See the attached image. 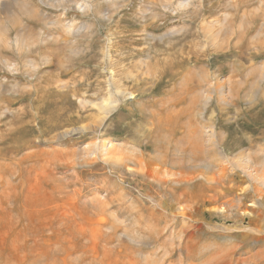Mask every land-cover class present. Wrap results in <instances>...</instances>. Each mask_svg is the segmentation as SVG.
<instances>
[{
  "label": "rangeland",
  "instance_id": "rangeland-1",
  "mask_svg": "<svg viewBox=\"0 0 264 264\" xmlns=\"http://www.w3.org/2000/svg\"><path fill=\"white\" fill-rule=\"evenodd\" d=\"M263 148L264 0H0V264H264Z\"/></svg>",
  "mask_w": 264,
  "mask_h": 264
},
{
  "label": "bare ground",
  "instance_id": "bare-ground-1",
  "mask_svg": "<svg viewBox=\"0 0 264 264\" xmlns=\"http://www.w3.org/2000/svg\"><path fill=\"white\" fill-rule=\"evenodd\" d=\"M89 129H91L90 127H83V128H80V129H77V130H75V131H72V132H76V131H82V132H84V131H87V130H89ZM69 134V133H68ZM65 136H67L68 137V135L66 134V135H63V138L65 137ZM62 137V136H61ZM60 139H62V138H60ZM190 143V142H189ZM104 144V143H103ZM102 144V145H103ZM94 145V144H93ZM95 145H96V143H95ZM112 145V144H111ZM98 146V145H97ZM100 146L101 145H99V148H100ZM212 146V145H211ZM91 147H93V146H91ZM135 147V146H134ZM212 147H214V146H212ZM212 147H210L211 149V152H212V150L213 149H215V148H212ZM102 149H104V151L106 152V154H107V156H110L109 158H113L114 160V162H117V163H122L123 161H131L132 159H139L143 154L142 153H140V151L139 150H141V149H137V148H132V152L131 153H129V154H118V153H116L115 151H114V153L112 152V151H110V150H107V148H106V145H103V147H101ZM111 149V148H110ZM264 149V148H263ZM210 150H208V151H210ZM216 150V149H215ZM215 150H213V151H215ZM260 151H262L263 152V150H262V148L261 149H259ZM96 151H99V152H101L100 150H96ZM137 151H139V154H142V155H140V157L138 156V152ZM261 152V153H262ZM93 153H95V152H93ZM144 153V152H143ZM208 153H210V152H208ZM216 153V158L218 159V162L220 163V161H222V160H225L226 159V157H225V155L223 154V151L221 150V152H215ZM261 153L260 154H258L257 155V159H255V158H253L254 156H251V155H245V154H242V157H241V159H243V160H251V162L255 165V167L257 168V171L259 172V178L261 179V180H258L259 182H258V186L257 187H259V185L261 184L262 186V189L261 188H255L254 190H255V193L256 194H259V195H261V197H262V193H264L263 191V187H264V155L262 154L261 155ZM99 154V153H98ZM155 157H157V156H155ZM159 157V156H158ZM143 158V157H142ZM141 158V159H142ZM146 158V157H145ZM148 159V158H147ZM148 160H150V161H148ZM148 160H146V162L148 161V162H150L151 164H152V162L154 163L153 165H156L155 167V170H153L154 171V174L152 175V177H153V179L154 180H156V182L157 181H159V182H163V180H172V182H179V183H189L190 182V180H194V178H196L195 176H191L190 177V175L189 174H184L182 171H178L177 170V172H172V171H168V170H164V167H165V164H164V162H162V160H161V158H160V160L159 159H157V158H155V159H148ZM154 160L155 161H157V163L156 162H154ZM134 161H136V160H134ZM139 161V160H138ZM141 162V161H140ZM142 162H145V161H142ZM146 162H145V164H146ZM160 162V163H159ZM156 163V164H155ZM143 164V163H142ZM151 164H149L150 166H151ZM147 165V164H146ZM145 165V166H146ZM148 165V166H149ZM152 165V166H153ZM233 165L235 166V167H237L238 168V165L237 164H235V163H233ZM147 166V167H148ZM153 168V167H152ZM223 168V167H222ZM220 170H221V168H220ZM139 171V170H138ZM151 171V170H150ZM213 171V172H212ZM211 172H212V174H213V176L211 175L210 177L209 176H206V174H200L208 183H213L212 181H215V178H212V177H214V175H216V174H214V170H212ZM219 171V170H218ZM222 171H224V170H222ZM143 172H145V171H143ZM148 172H149V170H148ZM208 172V171H207ZM217 172V171H216ZM215 172V173H216ZM150 174V173H149ZM148 174V175H149ZM210 174V173H209ZM218 176L220 175V174H217ZM229 175V174H228ZM159 176H161V178L159 177ZM221 176H222V174H221ZM220 176V177H221ZM225 176V175H224ZM197 177H199V176H197ZM219 177V178H220ZM158 178V179H157ZM217 178V177H216ZM223 178H225V177H223ZM218 179V178H217ZM216 182V181H215ZM223 182V181H222ZM219 184V183H218ZM224 184V183H223ZM210 186H211V184H210ZM210 186H209V184H208V186L207 187H209L210 188ZM213 186H214V184H213ZM216 186H218V185H216ZM212 187V186H211ZM216 188V187H215ZM190 189V188H189ZM213 189V188H212ZM211 189V190H212ZM185 190V189H184ZM214 190V189H213ZM203 191V190H202ZM205 192V191H204ZM204 192H202V194H201V196L202 195H204L203 193ZM176 193V192H175ZM174 193V194H175ZM183 193H185V191L183 192ZM206 193V192H205ZM185 194H187V193H185ZM192 194V193H191ZM183 195V194H182ZM193 195V194H192ZM191 195V196H192ZM189 197H190V195H188ZM204 196H206V195H204ZM195 197H198V196H195ZM203 197V196H202ZM259 197V196H258ZM199 198H201V197H199ZM198 198V199H199ZM198 199H196L195 200V202L196 201H199ZM202 199V198H201ZM184 200H186V199H184ZM228 201V200H227ZM227 204H231L230 202H228ZM233 204V203H232ZM242 204V203H241ZM230 206V205H229ZM260 214H258V216H259Z\"/></svg>",
  "mask_w": 264,
  "mask_h": 264
}]
</instances>
